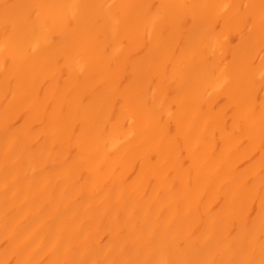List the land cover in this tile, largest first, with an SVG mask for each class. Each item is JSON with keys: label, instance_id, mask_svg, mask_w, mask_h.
<instances>
[{"label": "bare ground", "instance_id": "obj_1", "mask_svg": "<svg viewBox=\"0 0 264 264\" xmlns=\"http://www.w3.org/2000/svg\"><path fill=\"white\" fill-rule=\"evenodd\" d=\"M0 264H264V0H0Z\"/></svg>", "mask_w": 264, "mask_h": 264}]
</instances>
